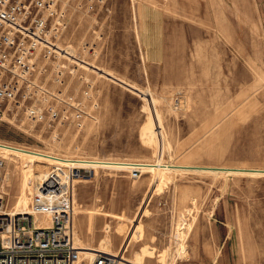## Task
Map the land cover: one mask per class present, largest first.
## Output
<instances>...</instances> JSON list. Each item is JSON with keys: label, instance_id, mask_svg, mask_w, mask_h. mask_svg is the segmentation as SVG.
Instances as JSON below:
<instances>
[{"label": "rangeland", "instance_id": "374dc122", "mask_svg": "<svg viewBox=\"0 0 264 264\" xmlns=\"http://www.w3.org/2000/svg\"><path fill=\"white\" fill-rule=\"evenodd\" d=\"M79 1L39 79L83 97L84 117L0 122L6 211L26 214L52 162L95 167L73 188L76 245L120 264H264V175L189 170H264L253 1Z\"/></svg>", "mask_w": 264, "mask_h": 264}, {"label": "built area", "instance_id": "2783aa9c", "mask_svg": "<svg viewBox=\"0 0 264 264\" xmlns=\"http://www.w3.org/2000/svg\"><path fill=\"white\" fill-rule=\"evenodd\" d=\"M79 2L0 0V122L18 115L34 123L54 122L61 116L66 121L69 115L83 119L82 96L78 100L66 91L50 92L39 79L46 63L59 56L55 44L66 30L68 13L79 14ZM54 96L64 99L61 110L50 102ZM6 161L0 156V188ZM69 163L51 166L35 185L27 214L6 211L0 194V264H117L113 255L79 249L72 238L74 185L91 180L97 168ZM120 170H127L133 180L141 173L138 167Z\"/></svg>", "mask_w": 264, "mask_h": 264}, {"label": "crops", "instance_id": "0c3cea01", "mask_svg": "<svg viewBox=\"0 0 264 264\" xmlns=\"http://www.w3.org/2000/svg\"><path fill=\"white\" fill-rule=\"evenodd\" d=\"M257 17L259 20H261V25L263 26V34H264V0H252ZM190 172L194 173H210L214 175H225V174H232V175H238V174H246V175H253V176H262L264 175V170H251L250 172H246L245 169H231V168H216V167H193L189 166Z\"/></svg>", "mask_w": 264, "mask_h": 264}, {"label": "bare ground", "instance_id": "6f19581e", "mask_svg": "<svg viewBox=\"0 0 264 264\" xmlns=\"http://www.w3.org/2000/svg\"><path fill=\"white\" fill-rule=\"evenodd\" d=\"M62 163H64L63 161H61V162H52L51 163V166H53V165H57V164H62ZM78 166V165H77ZM46 174H47V172H46ZM46 174L43 176V177H45L46 176ZM43 179V178H42ZM74 201V200H73ZM73 204V203H72ZM73 209H74V206H73ZM28 213V207H27V212H26V214ZM41 221V220H40ZM43 222V221H42ZM70 228H71V235H72V232H73V219H71V222H70ZM73 238V237H72ZM78 246V245H77ZM79 247V249H81V250H90V249H88V248H83V247H80V246H78ZM92 251H94V249H91ZM98 250H95L94 252H97ZM94 252H91L92 254L94 253ZM106 254H110V255H113L114 257H116V258H118L119 259V261L117 262V264H120V258L119 257H117V255H115V254H111V253H106ZM127 264V263H126Z\"/></svg>", "mask_w": 264, "mask_h": 264}]
</instances>
